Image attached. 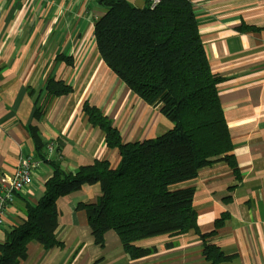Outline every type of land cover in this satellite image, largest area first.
<instances>
[{"label":"crops","instance_id":"1","mask_svg":"<svg viewBox=\"0 0 264 264\" xmlns=\"http://www.w3.org/2000/svg\"><path fill=\"white\" fill-rule=\"evenodd\" d=\"M137 7L145 0H131ZM211 70L223 78L219 99L229 127L239 178L224 162L202 168L195 179L178 187L194 188L193 207L201 233L214 230L222 214L228 218L212 238L231 257L221 264H264V0H189ZM105 13L96 0H0V184L14 175L19 159L32 156L28 125L44 142L54 141L61 167L74 173L94 160L119 162L98 128L81 111L87 100L112 120L122 141L156 138L172 124L133 94L104 64L93 37L95 22ZM244 26L254 31L242 30ZM67 56L72 66L57 59ZM62 80L73 92L52 99L41 120L32 117L27 87L39 90L49 78ZM52 168L45 163L33 172L32 183L16 193L4 211L5 232L25 219L26 203L36 204ZM98 184L58 200L56 239L61 247L44 249L31 242L19 264H208L194 231L161 235L136 243L152 248L131 260L118 236L108 231L104 247L94 244L86 213L78 203H93Z\"/></svg>","mask_w":264,"mask_h":264},{"label":"trees","instance_id":"2","mask_svg":"<svg viewBox=\"0 0 264 264\" xmlns=\"http://www.w3.org/2000/svg\"><path fill=\"white\" fill-rule=\"evenodd\" d=\"M96 2L105 9L93 29L102 61L140 100L157 108L172 128L156 138L124 143L112 120L85 100L81 111L88 125L103 133L106 147L117 150L119 162L112 168L108 160H94L72 173L61 167L59 149L50 156L48 146L54 141H42L37 127L28 125L34 157L53 172L37 203L25 204L24 221L6 230L0 264H19L31 242L47 250L61 247L55 236L58 200L93 184L99 185L101 195L93 203H78L77 208L85 211L96 246L103 248L105 234L113 231L124 253L135 260L155 250L138 247L137 242L194 231L204 261L221 264L231 257L211 238L228 215L215 221L213 231L201 233L193 207L194 188L178 187L217 162L226 163L239 178L219 99L223 78L211 70L193 6L189 0H160L154 7L146 0L142 7L131 0ZM57 59L73 64L67 56ZM26 92L33 101L32 117L39 121L52 99L72 93L73 88L49 77L39 90L27 87Z\"/></svg>","mask_w":264,"mask_h":264},{"label":"built area","instance_id":"3","mask_svg":"<svg viewBox=\"0 0 264 264\" xmlns=\"http://www.w3.org/2000/svg\"><path fill=\"white\" fill-rule=\"evenodd\" d=\"M90 2L95 0H89ZM154 7L160 0H146ZM52 151V146H48ZM40 161H34L32 156H22L17 164L14 175L7 183L0 184V225L4 221V211L10 206L15 198L16 193L29 186L33 180V172L40 166Z\"/></svg>","mask_w":264,"mask_h":264},{"label":"rangeland","instance_id":"4","mask_svg":"<svg viewBox=\"0 0 264 264\" xmlns=\"http://www.w3.org/2000/svg\"><path fill=\"white\" fill-rule=\"evenodd\" d=\"M52 146V150H53V145H51Z\"/></svg>","mask_w":264,"mask_h":264}]
</instances>
